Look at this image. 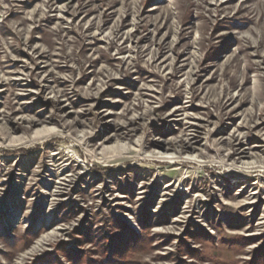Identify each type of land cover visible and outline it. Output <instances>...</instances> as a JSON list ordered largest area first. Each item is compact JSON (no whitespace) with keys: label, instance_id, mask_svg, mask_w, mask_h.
<instances>
[{"label":"rangeland","instance_id":"1","mask_svg":"<svg viewBox=\"0 0 264 264\" xmlns=\"http://www.w3.org/2000/svg\"><path fill=\"white\" fill-rule=\"evenodd\" d=\"M110 258L264 264V0H0V264Z\"/></svg>","mask_w":264,"mask_h":264},{"label":"trees","instance_id":"2","mask_svg":"<svg viewBox=\"0 0 264 264\" xmlns=\"http://www.w3.org/2000/svg\"><path fill=\"white\" fill-rule=\"evenodd\" d=\"M122 231L129 235V241L126 245L127 249H126V254L129 255L130 253L136 252L138 249H140V247L146 248L147 246V242L145 237L143 236H139L136 233H134L133 231H131L126 225L121 226ZM124 245V244H123ZM122 245V247H123ZM121 247V245H120ZM111 249V246H108V249ZM120 251V248L117 247L116 249H112V251L110 250V253H114L112 256L115 257L116 254ZM122 262H124L122 260ZM93 262H91L90 264H92ZM93 264H97V263H93ZM104 264H119L118 262L115 263V260L113 261L111 258L109 260H106V262H104Z\"/></svg>","mask_w":264,"mask_h":264}]
</instances>
